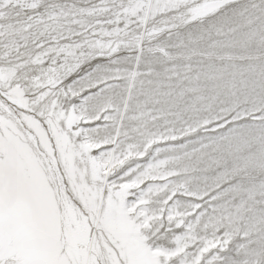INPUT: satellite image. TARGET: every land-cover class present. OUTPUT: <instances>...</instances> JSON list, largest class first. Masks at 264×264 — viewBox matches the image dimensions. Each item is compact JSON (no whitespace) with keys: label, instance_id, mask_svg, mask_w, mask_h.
Instances as JSON below:
<instances>
[{"label":"snow or ice","instance_id":"snow-or-ice-1","mask_svg":"<svg viewBox=\"0 0 264 264\" xmlns=\"http://www.w3.org/2000/svg\"><path fill=\"white\" fill-rule=\"evenodd\" d=\"M0 264H264V0H0Z\"/></svg>","mask_w":264,"mask_h":264}]
</instances>
